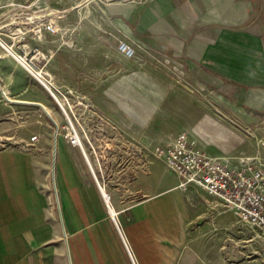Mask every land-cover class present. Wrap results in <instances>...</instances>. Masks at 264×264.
Here are the masks:
<instances>
[{"label":"crops","instance_id":"obj_1","mask_svg":"<svg viewBox=\"0 0 264 264\" xmlns=\"http://www.w3.org/2000/svg\"><path fill=\"white\" fill-rule=\"evenodd\" d=\"M100 12L93 17L99 46L79 47L74 78L66 73L61 84L93 116L116 124L129 166L145 171H101L117 161L101 155L94 126L83 129L90 165L63 129L53 131V143L1 150L0 264H132L127 249L134 264H239L228 261L226 239L213 240L211 226L199 225L202 212L189 199L200 189L179 188L153 152L185 132L229 166L254 159L235 144V125L264 120V0H136ZM116 40L130 44L134 57L118 53ZM29 102L57 115L42 94Z\"/></svg>","mask_w":264,"mask_h":264},{"label":"rangeland","instance_id":"obj_2","mask_svg":"<svg viewBox=\"0 0 264 264\" xmlns=\"http://www.w3.org/2000/svg\"><path fill=\"white\" fill-rule=\"evenodd\" d=\"M79 2L80 0H0V40L7 46L19 47L20 44L12 37L14 29L12 19L20 18L22 21L24 18L33 17L37 23L24 26L23 29L19 28L26 34L24 43L46 54L48 57L46 68L53 76L55 89L62 93L66 90L61 84L65 74L67 73L68 79H73L75 75L76 50L79 47L99 46L97 43L99 35L96 33L99 23L93 22V17L101 14L103 5L82 8L78 7ZM44 20L55 22L56 33L46 34L43 31L37 33L42 28ZM102 44L105 46V43ZM0 49V151L23 150L33 144L53 143V131L56 129L54 121L60 127L65 125L60 109L49 93L32 79L30 81L10 60L12 58L7 56L1 47ZM2 92L8 93L13 102L6 100ZM37 94H42L55 106L57 111L55 117L47 115L39 106L30 104L29 101ZM83 105L78 106L76 102H72L71 108L77 116L79 125L99 127L100 134L95 138H98L101 155H105V158L113 162L115 159L117 161L113 167L101 168V171L103 169L107 176H119L129 168L136 172L145 171L143 167L129 166L130 152L125 142L119 141L115 136L116 124L102 115L99 118L93 116V110L85 100ZM82 113L83 115L78 117ZM67 114L69 115L68 112ZM70 118L73 123L72 117ZM216 121L222 124L229 123V120ZM235 128L237 130L235 144L243 151L252 150L255 153L253 159L255 163L264 167V120H255L253 128L238 125H235ZM33 136L37 137V140L31 141ZM216 136L221 138V135L210 137L217 140ZM103 188L106 191L104 186ZM189 201L197 212H202L199 225L211 226V232L209 231L211 238L216 241L220 238L222 241L226 239L228 246L227 249H223L227 250L229 262L240 260L239 264H264L262 232L242 223L234 211L225 208L218 200L206 198L198 189H192ZM226 214L228 215L225 216ZM116 221L118 223L117 216Z\"/></svg>","mask_w":264,"mask_h":264},{"label":"built area","instance_id":"obj_3","mask_svg":"<svg viewBox=\"0 0 264 264\" xmlns=\"http://www.w3.org/2000/svg\"><path fill=\"white\" fill-rule=\"evenodd\" d=\"M127 1L136 0H80L79 4L82 3L81 6L106 5ZM35 23L37 22L33 20V17L24 18L22 21L20 18L12 19L11 24L14 27L12 37L20 46L13 48L0 40V47L33 81L42 88H48L49 95L61 113L63 112L65 116H67L66 112L70 114L73 123L69 118L65 119L64 116V126L60 127L54 121L55 135L60 129H63L68 143L78 148L86 160L83 139L87 140V136L83 134L84 126L79 125L74 110L73 112L71 110L72 102H76L78 106H84L83 100L71 88H66L63 93L57 91L54 87L53 76L46 68L48 63L46 54L24 43L26 34L21 32V29ZM41 27L37 33L41 31L48 34L56 33L55 22L52 20H44ZM114 42L113 48L122 56L127 59L134 57L135 49L130 44L124 40ZM82 115L83 113L78 117ZM35 140L37 137L33 136L31 141ZM153 155L162 161L168 170L178 176L179 188L186 189L192 186L199 188L209 197L218 200L225 208L234 211L242 223L256 228L264 234V167L256 164L253 159H245L238 166H229L222 159L210 157L197 149L195 143L189 139L185 132L179 133L172 143L156 147ZM93 177L100 190V184L94 175ZM101 195L108 210L107 202L110 197L104 192H101ZM108 213L119 231L116 218L110 214L109 210ZM127 253L134 264L128 249Z\"/></svg>","mask_w":264,"mask_h":264},{"label":"bare ground","instance_id":"obj_4","mask_svg":"<svg viewBox=\"0 0 264 264\" xmlns=\"http://www.w3.org/2000/svg\"><path fill=\"white\" fill-rule=\"evenodd\" d=\"M118 3V2H117ZM127 3V2H126ZM82 4V3H81ZM81 4H79V6H81ZM124 4V3H123ZM11 58V57H10ZM48 93H49V91H48V88L47 87H43ZM2 95L4 96V98H7L8 97V93H6V92H2ZM34 105H37V106H39L38 104H34ZM47 115H49L50 116V113H49V111H47L45 108H43L41 105L39 106ZM71 110H72V108H71ZM73 112V111H72ZM62 114H63V116L65 117V119H67V118H69L70 119V121H71V123H72V120H71V116L69 117V115L67 114V112H66V115L67 116H65V114L62 112ZM220 136V135H219ZM87 159V162L89 163V165H90V162H89V159H88V157H86ZM86 162V161H85ZM100 191L101 192H104L105 194H107L106 193V191H105V189L103 188V186L102 185H100ZM107 205H108V210H109V212H110V214L111 215H113L115 218H116V213H115V210H114V208L111 206V204H110V200L107 202Z\"/></svg>","mask_w":264,"mask_h":264}]
</instances>
